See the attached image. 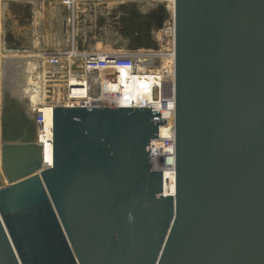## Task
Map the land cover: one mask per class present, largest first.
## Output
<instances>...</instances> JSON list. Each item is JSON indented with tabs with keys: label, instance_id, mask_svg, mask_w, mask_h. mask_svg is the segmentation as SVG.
Instances as JSON below:
<instances>
[{
	"label": "water",
	"instance_id": "95a60500",
	"mask_svg": "<svg viewBox=\"0 0 264 264\" xmlns=\"http://www.w3.org/2000/svg\"><path fill=\"white\" fill-rule=\"evenodd\" d=\"M118 10L156 32L167 17ZM173 15L174 195L151 170L160 112L54 106L43 169L3 87L0 264H264V0H174ZM121 36L157 51L150 24Z\"/></svg>",
	"mask_w": 264,
	"mask_h": 264
},
{
	"label": "rangeland",
	"instance_id": "374dc122",
	"mask_svg": "<svg viewBox=\"0 0 264 264\" xmlns=\"http://www.w3.org/2000/svg\"><path fill=\"white\" fill-rule=\"evenodd\" d=\"M30 2L34 10L39 8L40 14H43L44 21H49V17L56 18L57 28L60 26V35L59 42L57 46H61L62 44L71 46V37L77 43L84 44L83 48L86 49H96L100 52L104 53H116V51H123L124 53H136L142 54L141 56L145 58H153L155 59V68L158 70V74H163V82L166 83L167 88H164V91L167 89L168 93H170V89H168V84L170 83L171 77V64L173 66V61L171 63L170 57L172 56L170 53V43L167 40H163L162 31L152 32V41L157 46V51H152L151 49L139 48L137 50H130L128 48L127 43L128 39L126 36L124 38L121 37V32L118 27L117 20V12L113 11L111 14V18L108 17L109 20H105L107 28L103 31H100L97 28V20H92L88 22V20L79 19L75 22V31L70 35V32L67 29V33L65 36V27L64 22L62 20L65 19V11L60 7V0H0V145H1V129H2V120H1V111H2V100L3 93L6 92L3 90V87L6 88L9 92H11L16 100L20 103L23 108L24 114L30 122H33V114L36 111L35 107L31 104L32 96H35V104L39 108L43 106H60L64 100L65 90V77L64 73L71 74L70 72L74 69H69L70 66L63 68V72H61V76L57 79L56 82L47 79V74H49L50 69L45 67L46 63H37L35 59V52H32L36 45L32 44V46H27L28 41L35 42L37 40L36 33L33 30H29L28 26L30 25L29 20L26 18V11L22 3ZM108 7H112L107 4ZM106 7H96L89 6L86 9H82L87 13H96L97 15L103 14L104 9ZM168 14H171V7L167 4ZM31 7V6H30ZM116 7V6H113ZM118 7L116 9L118 10ZM146 9V7H145ZM21 11V15L19 16V11ZM82 11V12H83ZM119 11V10H118ZM18 14V15H17ZM34 15V13H33ZM49 15V17H48ZM169 16L167 19H169ZM34 20L36 21V17ZM41 20V17H40ZM168 20L165 22L167 25ZM85 23V24H84ZM35 24V23H34ZM84 27H83V26ZM165 25V24H164ZM164 27V26H163ZM79 30V31H78ZM64 32V38L62 36ZM62 36V37H61ZM32 38V40H31ZM41 38V37H40ZM65 40L68 41L65 43ZM41 41V39H40ZM64 41V43H63ZM41 47V45H40ZM33 48V49H32ZM111 51V52H105ZM47 53L43 54V61L47 58L44 57ZM10 58H14L16 60H29L30 67L27 68V75H25L28 81L25 83V80L21 78L19 72L21 67L20 65L16 68L15 73L13 72L10 66ZM20 58V59H19ZM38 64H42V67H39ZM70 65V64H69ZM16 66V65H15ZM152 68V67H151ZM150 68V69H151ZM49 69V70H48ZM149 69V68H148ZM163 71H166L163 73ZM12 76V77H11ZM29 76V77H28ZM11 77V80L9 79ZM30 80V82H29ZM52 80V79H51ZM29 82V83H28ZM27 84V85H26ZM99 90H97L94 94H99ZM167 91H165L166 95ZM167 93V95H168ZM46 104V105H45ZM42 161L45 164V150L42 148ZM1 174V171H0ZM6 183L3 181V185Z\"/></svg>",
	"mask_w": 264,
	"mask_h": 264
},
{
	"label": "built area",
	"instance_id": "2783aa9c",
	"mask_svg": "<svg viewBox=\"0 0 264 264\" xmlns=\"http://www.w3.org/2000/svg\"><path fill=\"white\" fill-rule=\"evenodd\" d=\"M107 2H116L120 5H141L144 2H158L162 5L167 3H172L174 8V0H60V5L65 11V24L68 31L73 34L75 29V22L81 19L82 9H86L89 6H96L108 4ZM100 3V4H97ZM119 5V6H120ZM82 7V9H79ZM168 10V8H167ZM167 25L165 23L162 31L163 40H167L170 43V53L173 57L174 49V15L171 12L169 19H167ZM71 46L69 50L64 51V53L56 56H44L47 58L42 63H46L45 67L50 69L49 74H47V79L56 82L60 78L63 68L70 66L69 69L72 70L68 73H64L65 84H64V100L60 106L65 108H93V107H103L106 105L118 106L112 101H99V98H95L90 101L87 100L86 103L72 104V101L83 100L85 93L88 95L94 94L95 91L101 90V86L97 84H92L90 79L92 74L100 73L104 70H119L121 73H128L135 76L137 68L141 62V55L136 53H77L75 51V41L71 37ZM79 61L81 65L76 66V62ZM155 62V59H154ZM70 64V65H69ZM156 63H154L155 65ZM48 69V70H49ZM163 74L161 75V85L153 87L154 98L160 95H164L171 102V106L167 107V116L165 119L160 112V120L166 121V125H161L158 127V138L149 144V156L151 170L155 172H162V182H163V195L167 186L173 184L175 191V126H174V92H173V74L170 83L168 84V89L170 93L168 95L164 94V88L167 87L166 83L163 82ZM52 79V80H51ZM97 95V94H95ZM54 107V106H53ZM145 107V106H143ZM139 107V108H143ZM137 108V107H136ZM149 108V107H148ZM154 111L152 108H150ZM159 112V111H155ZM52 115V110H51ZM33 124L35 125V142L41 147L42 144L51 147L52 154V117L51 123H46V118L41 110H36L33 114ZM163 131V132H162ZM52 163V162H51ZM51 165L43 164V169H49ZM165 195V196H173Z\"/></svg>",
	"mask_w": 264,
	"mask_h": 264
},
{
	"label": "bare ground",
	"instance_id": "6f19581e",
	"mask_svg": "<svg viewBox=\"0 0 264 264\" xmlns=\"http://www.w3.org/2000/svg\"><path fill=\"white\" fill-rule=\"evenodd\" d=\"M107 3L113 4V6L120 5L119 3H116V2H107ZM167 4L171 7V12H173L174 8H173L172 3L170 2ZM139 55H142V54H139ZM138 59H140L141 62H143V64L139 65V67L137 68L138 73L135 76H132L128 73H121V71L114 70V69L104 70V71H101L100 73L92 74L90 82L92 84H97L101 86L100 93L98 95L91 94L89 95V97H87L88 95L85 93L83 100L72 101L70 103L72 104L86 103L87 104V100L92 101L98 97L99 101H103V102L112 101L120 107H137V108L143 107V106L149 107V108H152L154 111L162 112V116L165 119V117L167 116V107L171 106V102L164 95H160L155 98L153 95V87L160 86L162 82L161 74L160 73L158 74V70L156 68H155V71L153 70L155 66L154 59H157V58L156 56L153 58H145L141 56ZM170 60L172 63L173 61L172 56L170 57ZM15 65L16 66H14V68L18 67L17 63ZM13 71L15 73V70ZM165 72L166 71H163V73ZM172 74H173V66L171 64V77H172ZM27 79H25V81H28ZM165 91H167L168 93L167 89ZM31 102H32L31 104L35 107L36 110H41L43 112L46 118V123L48 124L51 123V117H52L51 110L54 105L53 106L52 105L43 106L39 108V106L37 107L35 104V96H32ZM42 146H44L42 148L45 150V164L46 166L51 165V162H52L51 147H48L43 144ZM173 191H174V186L173 184H171L170 186L166 187L164 193L165 195H168V194L172 195Z\"/></svg>",
	"mask_w": 264,
	"mask_h": 264
},
{
	"label": "crops",
	"instance_id": "0c3cea01",
	"mask_svg": "<svg viewBox=\"0 0 264 264\" xmlns=\"http://www.w3.org/2000/svg\"><path fill=\"white\" fill-rule=\"evenodd\" d=\"M22 4L24 6L25 11L30 13L29 22H30L31 26H28L29 30H32V33H33V30H34L35 33H36L37 40L35 42L28 41L27 42V46H32V44L36 45V47L34 49L32 48L33 50H31V51L35 52L34 55L36 56L35 59H36L37 63H42L43 54H45V53H47L46 56H56V55H60V54L64 53V51L69 50L70 45L69 46L68 45L65 46L64 44H62V42L60 44L61 46H57V44L59 42V38L58 37L60 35V30H59L60 26H58V28H57V25H56L57 20H56V18L49 17V15H48V17L50 19H49V21L45 22L44 19H43V14L44 13L40 14L39 8H36L34 10V8L32 6V3H30V2H24ZM98 4H100V3H98ZM59 5H60V3H59ZM108 5L110 6V4H108ZM106 6L104 4L97 5V7H106ZM116 7H113V6L112 7H108L107 6V8L104 9V13L100 14V15H97L96 13L91 14V13H87L86 11H83L82 14H81V19L88 20V22L91 21L90 20L91 18H92V20H94V19L97 20L98 21L97 22V28H99L100 31H103V30H105L107 28V26H105V24H106L105 20L106 19L109 20L108 17L109 18L112 17L111 14H112L113 11L117 12V20L119 22V19L122 16V13L120 11H118L116 9ZM79 9H82V7H80ZM18 11H19V16H20L22 13H21L20 10H18ZM33 13H34V15H33ZM34 16L36 17V21L34 20L35 18H33ZM40 17H41V20H40ZM63 22H64V27H65V29H63V30H65V36H66L67 28H66V24H65V19H64V21L62 20V23ZM62 36L64 38V32H63ZM121 37L124 38L123 36H121ZM40 39H41V41H40ZM31 40H32V38H31ZM66 42H68V41L65 40V43ZM63 43H64V41H63ZM40 45H41V47H40ZM83 46H84V44L82 45L80 43L75 42V51L77 53H90V52L104 53V52H100V51H98L96 49H86V48H83ZM105 52H111V51H105ZM116 53L121 54V53H124V52L123 51H116ZM16 59L10 58L9 62H10L11 68L16 71L17 67L14 68L15 64L17 63L18 66H19L20 65L19 63L23 62V63H21L22 64L21 67H19V69H20L19 74H21L20 76H21L22 79H24V78L27 79V77L25 75H27V73H28L27 72L28 66L30 67L29 60L24 59L22 61V59H20V58H19L20 60H16ZM75 64H76V66L81 65V63L79 61H77ZM38 66L42 67V64H41V66H40V64H38ZM12 73H14V71L11 72V74ZM11 77L9 78L10 80H11ZM25 83H27V81H25Z\"/></svg>",
	"mask_w": 264,
	"mask_h": 264
},
{
	"label": "flooded vegetation",
	"instance_id": "af4514ba",
	"mask_svg": "<svg viewBox=\"0 0 264 264\" xmlns=\"http://www.w3.org/2000/svg\"><path fill=\"white\" fill-rule=\"evenodd\" d=\"M126 9L129 10V8H134L137 13L141 16H151V15H157L159 17L162 16V10L165 11V13L167 14L166 19L164 20L163 24H165V22L167 21V18L169 16L167 8L165 7V5H162L158 2H144L141 5H125ZM146 7V9H145ZM124 18H126L127 20H125L124 22H118V29L121 33H125L126 31H139L140 33H142L144 31V28L146 27L147 24H150L151 26V32L154 31L153 26L154 24L150 21H147L145 19L142 20H135L130 16H125ZM164 26V25H163ZM128 43L126 46H128V48L131 49V47L133 46H137L139 47L141 44H143L145 41L142 39L140 43L135 42V41H131L130 38H128Z\"/></svg>",
	"mask_w": 264,
	"mask_h": 264
}]
</instances>
